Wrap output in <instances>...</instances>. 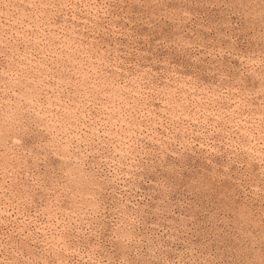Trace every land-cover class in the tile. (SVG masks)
I'll use <instances>...</instances> for the list:
<instances>
[{"label": "rangeland", "instance_id": "1", "mask_svg": "<svg viewBox=\"0 0 264 264\" xmlns=\"http://www.w3.org/2000/svg\"><path fill=\"white\" fill-rule=\"evenodd\" d=\"M0 264H264V0H0Z\"/></svg>", "mask_w": 264, "mask_h": 264}]
</instances>
